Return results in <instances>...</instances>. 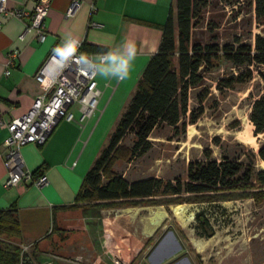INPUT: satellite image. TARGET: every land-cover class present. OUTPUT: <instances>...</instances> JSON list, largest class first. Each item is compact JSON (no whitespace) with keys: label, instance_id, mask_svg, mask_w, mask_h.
<instances>
[{"label":"rangeland","instance_id":"obj_1","mask_svg":"<svg viewBox=\"0 0 264 264\" xmlns=\"http://www.w3.org/2000/svg\"><path fill=\"white\" fill-rule=\"evenodd\" d=\"M202 1H205V4L202 6L200 16L195 18L198 21L197 25L193 27L195 40L217 42L221 45L229 42L237 43V40L253 44L257 33L264 34V23L256 17L254 5L250 0ZM176 13L175 9L174 14ZM251 67L254 70L251 79L228 86L220 80L237 74L245 66L237 65L224 57L214 58L211 66L205 68V82L190 90V111L200 105L203 106L198 120L194 123L188 122L186 130L180 132H176L175 128L170 125L157 126L149 137L152 140V147L142 155L119 159L114 165L115 170L128 180L150 175L173 180L179 176L186 178L188 162L192 159L204 158L206 148H210L212 155L217 159L227 155L246 160L249 152L257 151L264 142V134L254 133V125L249 117L253 100L264 92V65L253 64ZM114 68L115 66L111 65L100 67L98 79L110 82L109 85L102 82L100 86L103 93L99 98L98 106L104 110L100 116L98 112H95L89 118L88 127L83 128L82 140L87 143L84 156L87 160L89 158L88 166L85 167L88 169L108 143L110 133L138 86V77L135 78L136 72L132 68L129 69V75L125 81L120 85L117 84L118 76L112 74L111 71ZM115 87H117L116 90ZM203 92L207 95L200 103L198 99ZM190 111H188V116ZM133 141L134 134L129 132L122 143L131 146ZM81 165L80 163L77 169ZM256 166L264 168V161L258 159ZM225 193L229 195L227 199L216 201L196 200L194 193H185L183 195L186 199L177 202L174 198L178 195L159 191L151 199H144L145 204H141L142 207L131 205V212L135 214V211L139 210L144 215L155 213L158 209H167L169 216L165 223L169 224L168 227L179 226L177 217L183 224L189 223L187 230L192 238L202 239L205 242L209 248L206 258L210 257V261L216 264L218 261L223 264L224 262L225 264H264V199L235 197V193L238 192L231 190H226ZM116 202L117 204L111 208L101 210L93 205H90L88 210L85 208L83 210L84 220L87 224L84 231H90L96 241H102L108 247L119 245L133 248L129 258L118 251L115 262L108 260L109 263L143 264L145 256L142 252L147 250V243L149 246L155 242L163 227L160 226L148 242H145L140 236L141 233H138V222L129 219L127 206ZM91 211L97 212L98 214L95 213V215L98 217L88 215ZM197 212H203L204 216L209 219L211 226L207 229L213 232L211 238L199 237V234H202L201 227H198L199 222L194 217ZM96 220L102 225L99 231H97V225L94 224ZM103 223L112 224V231L105 229L108 226L103 227ZM130 236H137V239L128 240V238L131 239ZM126 237L127 240H125ZM0 239L3 240V246L8 250L13 248V245L20 247V244L24 242V240L4 235H0ZM49 239L50 241L44 239L40 242L34 241L35 245L25 254L31 264H38V259L45 250L62 254L70 252L73 254L79 250V244L76 245L75 241L70 248L64 246L65 236L62 238L49 236ZM187 244L191 250H195L196 245L190 242ZM119 255L125 259V262ZM83 260L85 264L90 262V259ZM63 264L71 263L63 262Z\"/></svg>","mask_w":264,"mask_h":264},{"label":"crops","instance_id":"obj_2","mask_svg":"<svg viewBox=\"0 0 264 264\" xmlns=\"http://www.w3.org/2000/svg\"><path fill=\"white\" fill-rule=\"evenodd\" d=\"M78 1L80 3L75 12L68 15L67 10L74 0H51L47 17V36L43 41L31 32L25 34L24 38L20 37L24 22L28 23L31 20L29 15H25L23 19L14 16L5 18L0 31V90L2 92L0 107L6 117L28 111L34 98L45 91V86L37 80L35 74L54 46L64 42L70 36L83 39L85 46L105 47V51L92 52L96 60L100 62L97 76L101 66L116 67L106 60L108 55H121L125 45L133 47L136 54L130 62L129 69L132 68L136 72L135 78L138 77L137 80H139L146 63L160 45L170 8L172 7L174 11L176 9V0ZM7 2L10 7L31 9L36 0H7ZM12 53L15 55L10 64L9 58ZM84 53L90 54V52ZM101 54L106 56L103 61L100 60ZM7 68L10 69L8 74ZM125 79L118 76L117 84L120 85ZM97 81L99 87L102 82L105 85L110 84V82L101 81L98 77ZM103 110L98 106L96 112L100 116ZM75 113L80 114L78 107H75ZM89 118L83 125L62 119L45 144L27 143L22 146L26 166L32 170L42 167L49 177L50 183L44 187L26 182L10 187L5 186L7 170L3 158V142L8 135V130L0 125V208L17 210L22 227V235L18 239L24 242H40L43 239L50 241L49 236L46 238L45 236L55 226L56 232L51 237L65 236L64 246L69 248L74 241L77 242L76 245L79 244L77 252L73 254L70 252L67 255H79L86 260L99 256L102 260L101 264H111L108 260L115 262L118 251L129 258L133 248L119 245L108 247L104 242L96 241L90 231H84L87 221L84 220L83 210L85 208L88 210L92 204L76 206L77 193L89 170L85 167L88 166L89 158L87 160L84 156L87 143L82 140L83 128L86 129L90 124ZM80 163L82 165L77 169ZM93 207L98 210L105 209H99L94 205ZM126 208L129 209L127 212L129 219L138 222V233H141L140 236L145 242H148L160 226L163 227L155 242L149 246L147 243V250L142 252L145 256L143 264H216L210 261V257L206 258L209 248L205 242L202 239L192 238L187 230L189 223L183 224L176 216L179 226L168 227L169 224L165 223L169 216L167 209H158L155 213L142 215L139 210L132 214V206ZM91 212L87 214L98 217L95 215L97 212ZM94 224L99 231L102 225L97 220ZM109 225L103 223V227L108 226L105 229L112 231L113 225ZM204 236L206 235L199 234L201 238ZM211 236L213 235L207 237L211 238ZM97 238L99 240V237ZM130 238L128 240H135L137 236H130ZM187 242L196 245L194 251L189 248ZM119 257L122 261L125 260L120 255ZM218 264L223 263L218 261Z\"/></svg>","mask_w":264,"mask_h":264},{"label":"trees","instance_id":"obj_3","mask_svg":"<svg viewBox=\"0 0 264 264\" xmlns=\"http://www.w3.org/2000/svg\"><path fill=\"white\" fill-rule=\"evenodd\" d=\"M250 2L254 5L256 17L264 23V0ZM204 4L205 1L202 0H176V15L173 8H170L160 45L146 63L138 86L110 133L108 143L86 172L76 196V206L92 204L101 209L116 205V201L125 206L141 205L145 204L144 199H151L159 191L178 195L174 198L177 202L186 199L183 195L185 193H194L196 200H224L229 197L226 190L238 192L235 197L264 199V168L256 166L258 159L264 161V142L257 151L249 152L246 160L227 155L217 159L212 155V150L206 148L204 158L188 162L186 178L179 176L173 180L150 175L128 180L114 168L119 159H129L147 152L152 147L149 137L157 126L170 125L176 132H180L186 130L188 122L198 120L203 106L190 111V90L205 82V68L211 66L214 58L224 57L237 65L245 66L237 74L220 80L228 86L251 79L254 73L251 65H264L262 33L255 35L253 44L237 40V43L221 45L194 39L193 27L198 23L195 18L200 16ZM81 50L92 53L105 51V47L83 44ZM206 95L205 92L200 94L198 101L202 103ZM249 117L254 125V133L264 134V92L253 100ZM129 132L134 134L131 146L122 143ZM43 171L42 167L33 170L35 175ZM195 218L199 222L201 233L212 235V230L207 229L211 226L210 221L203 212H197ZM55 229L53 226L45 237L51 236L56 232ZM0 235L10 238L22 235L16 209L0 208ZM0 264L31 262L27 257L21 256L19 246L13 245L8 250L0 239Z\"/></svg>","mask_w":264,"mask_h":264},{"label":"built area","instance_id":"obj_4","mask_svg":"<svg viewBox=\"0 0 264 264\" xmlns=\"http://www.w3.org/2000/svg\"><path fill=\"white\" fill-rule=\"evenodd\" d=\"M78 0L69 6L68 15L75 12L79 5ZM51 6V0H36L31 9L24 7H10L7 0H0V31L8 16L23 19L25 15L31 17L30 22H24L20 37L32 33L39 40H45L47 36V17ZM96 24V22H92ZM75 42V43H74ZM83 39L76 36L68 37L64 42L57 43L51 53L38 68L35 77L44 86L45 91L38 94L28 111L20 115L6 117L0 107V125L7 128L8 135L3 142L4 164L7 170L5 186L10 187L20 183H32L38 187H44L50 183V179L43 171L35 175L33 170L25 164L22 146L27 143L43 145L51 136L56 125L62 120H72L80 125L91 117L98 109L99 98L102 89L98 86L97 73L99 61L95 54H86L81 50ZM71 49V51H69ZM12 53L9 63L13 62ZM106 56L101 54L100 60ZM10 73V69H6ZM2 92L0 90V100ZM75 107L80 111L75 113ZM35 242H22L20 253L24 257ZM98 257L87 264H97ZM85 264L81 256L67 255L51 250H45L38 264Z\"/></svg>","mask_w":264,"mask_h":264},{"label":"clouds","instance_id":"obj_5","mask_svg":"<svg viewBox=\"0 0 264 264\" xmlns=\"http://www.w3.org/2000/svg\"><path fill=\"white\" fill-rule=\"evenodd\" d=\"M135 54V49L133 47L125 45L121 55H108L106 60L116 65V67L111 70L112 74L119 76L121 79L126 78L129 75L130 62L134 58Z\"/></svg>","mask_w":264,"mask_h":264},{"label":"water","instance_id":"obj_6","mask_svg":"<svg viewBox=\"0 0 264 264\" xmlns=\"http://www.w3.org/2000/svg\"><path fill=\"white\" fill-rule=\"evenodd\" d=\"M74 257H76V256H74ZM95 258V257H94ZM93 258V259H94ZM101 262H102V260L99 258L98 260H97V264H101Z\"/></svg>","mask_w":264,"mask_h":264},{"label":"snow or ice","instance_id":"obj_7","mask_svg":"<svg viewBox=\"0 0 264 264\" xmlns=\"http://www.w3.org/2000/svg\"><path fill=\"white\" fill-rule=\"evenodd\" d=\"M69 51H71V49H69Z\"/></svg>","mask_w":264,"mask_h":264}]
</instances>
